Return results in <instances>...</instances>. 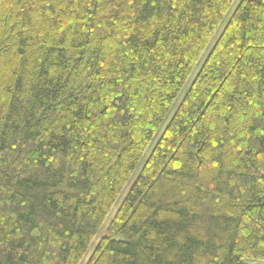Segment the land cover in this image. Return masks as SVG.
Wrapping results in <instances>:
<instances>
[{"label":"trees","instance_id":"1","mask_svg":"<svg viewBox=\"0 0 264 264\" xmlns=\"http://www.w3.org/2000/svg\"><path fill=\"white\" fill-rule=\"evenodd\" d=\"M235 1L0 0V264H81L142 162L87 264L264 261V0L188 84Z\"/></svg>","mask_w":264,"mask_h":264},{"label":"rangeland","instance_id":"2","mask_svg":"<svg viewBox=\"0 0 264 264\" xmlns=\"http://www.w3.org/2000/svg\"><path fill=\"white\" fill-rule=\"evenodd\" d=\"M241 2V0H236L234 5L232 6L230 12L228 13L227 17L224 19L222 25L220 26V28L218 29L214 39L212 40L209 48L207 49V51L205 52L204 56L202 57L199 65L196 67L194 73L192 74L191 78H190V81H189V85L191 84V82L194 80V78L196 77L200 67H201V64L204 62V60L206 59L207 55L210 53L211 49L213 48L214 44L216 43L217 39L220 37V35L222 34L226 24L228 23L229 19H230V16L233 14V12L235 11V9L237 8V6L239 5V3ZM189 87V86H188ZM185 94V92L183 93ZM183 96V95H182ZM177 106L178 104H176L170 114L168 115L166 121L164 122V124L162 125L161 129L159 130L158 134L156 135V137L154 138L152 144L150 145V148L148 149L147 153H146V156L145 158H147L152 150L154 149L155 145L157 144L159 138L161 137V135L163 134L166 126L169 124L172 116L174 115L176 109H177ZM142 166H143V162L138 166V169L137 171L135 172V174L132 176L130 182L128 183V185L126 186V188L124 189V191L122 192L118 202L116 203V205L114 206L109 218L107 219L106 223L104 224L102 230H101V233L97 236V238L95 239L92 247L90 248V250L88 251V253L86 254L84 260L82 261L81 264H87V262L89 261L91 255H92V252H93V249L96 247V245L98 244L99 240L101 239V237H103L105 234H106V230H107V227L111 221V219L114 217L115 215V212L117 211V209L121 206L122 202L124 201V199L126 198V196L128 195L129 191L131 190V187L133 186L135 180L137 179L138 175H139V172L140 170L142 169ZM245 263L246 264H264V261L263 260H254V259H247L245 260Z\"/></svg>","mask_w":264,"mask_h":264}]
</instances>
